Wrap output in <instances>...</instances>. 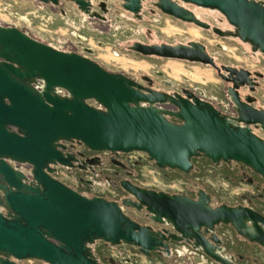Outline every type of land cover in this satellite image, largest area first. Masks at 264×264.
<instances>
[{
	"label": "water",
	"instance_id": "95a60500",
	"mask_svg": "<svg viewBox=\"0 0 264 264\" xmlns=\"http://www.w3.org/2000/svg\"><path fill=\"white\" fill-rule=\"evenodd\" d=\"M70 1L89 17L95 15L91 0ZM122 1L124 8L136 11L140 0ZM155 4L174 18L200 28L207 25L184 4L216 11L230 27L218 32L221 37L238 40L249 47L252 55L264 58L263 0H158ZM136 48L143 54L150 52L156 57L214 68L232 84L228 93L234 114H225L212 102L186 90L181 95L143 87L124 73L110 72L86 56L55 49L15 27L4 26H0V57L6 60L0 62V103L5 98L23 102L27 97L57 103L52 109L40 104L33 113L16 115L20 124L28 116L37 118L35 121L42 119L43 127L31 135L35 142L75 138L90 149L113 154L141 151L159 167L184 172L192 167L191 159L200 155L214 163L234 160L264 178V139L260 136L264 135V110L250 106L254 97L241 101L237 93L243 86L253 91L263 74L241 67L217 66L199 41L137 44ZM35 78L44 81L41 91L30 85ZM56 87L68 90L70 97L57 95ZM85 99H93L97 106H88ZM6 159L30 164L32 178L27 179ZM57 165L66 166L59 151H0V174L9 187H4V200L10 209L6 218L0 215V264H17L9 260L11 256L19 262L35 258L44 264H103L94 252L97 241L112 246L135 245L145 255L157 252L169 256V248L163 242L168 238L166 231L139 225L127 216L123 205L144 209L152 221L169 225L180 234H185L184 227L192 229L186 234L192 248L219 263H224L219 252L197 245L200 226L213 232V226L229 224L239 236L261 243L248 230L257 220L264 222L252 208L225 204L212 208L209 196L204 200L200 193L199 198L190 200L137 187L129 191L136 203L127 200L120 205L81 195L49 176Z\"/></svg>",
	"mask_w": 264,
	"mask_h": 264
},
{
	"label": "flooded vegetation",
	"instance_id": "af4514ba",
	"mask_svg": "<svg viewBox=\"0 0 264 264\" xmlns=\"http://www.w3.org/2000/svg\"><path fill=\"white\" fill-rule=\"evenodd\" d=\"M94 1L97 2L94 3ZM106 1L91 0V9L95 13L93 17L84 14L75 6L80 15L86 20L97 21L99 23L98 25H100L99 27H107L111 24V10L106 6ZM119 1L121 2V7L125 15L131 21L143 23L149 17L153 21H157L161 16H166L177 22L196 26L201 30L209 32L214 37L228 39L221 37L218 33L230 28L224 17H216V23H211L196 12L191 7L193 5L184 4V7L192 12L201 22L206 24L207 28H200L191 22H183L165 13L155 4L158 0H140L136 11L124 8V2L122 0ZM60 2L61 0H58L57 4H40L57 7L60 5ZM179 4L181 5L180 2ZM117 18L119 19L120 16ZM0 26L15 27L20 31L26 32L33 39L43 42L31 35L27 29H22L12 24L0 23ZM144 35L145 41L138 39L131 40L125 43V48L142 57L160 58L149 54L150 52L147 54L141 53L136 48L137 44L145 46L159 44L173 45L177 43L187 44L192 41L186 40L175 43L157 42L153 39V34L148 28L144 30ZM84 40V37L77 36L75 41L70 38L61 40V45L59 46H54L49 43L45 44L55 49L86 56L93 60L89 57L91 49L84 46ZM5 61L4 58L0 57V62ZM220 65L224 64L217 66ZM249 72L252 73V71ZM221 73L225 74L224 71ZM259 79H257V85H255L253 91L249 90L246 86L237 89L241 101H244V98L247 96L254 97L256 101L254 94L259 86ZM221 80L224 81L222 78ZM134 81L143 87H149L156 91H164L155 88L153 80L147 75H142L140 80ZM224 83L222 99L218 101L208 99V101L212 102L221 112L233 115L234 110L228 93L232 84L226 81ZM43 84L44 81L38 78L30 82L31 87L37 91L42 90L41 87ZM55 90L60 97H70L68 90L65 88L56 87ZM183 90L201 97L199 89L182 88L180 92H164L185 95ZM27 99L26 101L20 102L17 100L10 101L8 98H5L0 103V151H16L21 149H31L32 151H59L63 155L66 166L57 165L53 167L54 171L48 174L79 194L87 197L97 196L107 201L118 202L121 205L123 201L127 200L129 203H136V200L129 193L133 187L160 192L169 196L182 195L190 200L199 198L200 193V197L204 200L206 196H209V204L212 208L220 206L221 204L230 207H249L264 218V178L244 163L234 160H220L218 163H214L209 158L200 155L191 159L192 167L187 172H184L175 168L159 167L153 160L148 158L145 152L141 151L118 152L113 154L109 150L90 149L82 141L75 138H58L56 141L43 140L42 142H35V140H32L34 138L31 135L37 134L38 132L35 130L43 127L42 119L35 121L37 118L28 116L24 119L25 122L20 124L16 119V115L20 112L33 113L39 110L40 104L46 109H52L57 106V103L51 99L42 101L33 100L30 97H27ZM84 102L91 107L97 106L93 99H85ZM255 103H250V106L257 110H264V107L258 106ZM166 107L172 108L171 106ZM260 136L264 139V135ZM6 162L10 166H14L18 170L20 169L27 179L32 178L30 174L32 166L30 164L14 162L10 159H6ZM45 172L47 171L45 170ZM4 187L9 188L0 174V215L6 218L10 209L5 205L4 192L6 189ZM122 207L127 216L139 225H147L154 230H165L164 235L168 238L163 242L168 246L170 254L167 257L157 252H151L150 255H145L135 245L120 243L112 246L102 241H97L94 245V252L103 264H142V258L145 260V264H264V248L261 247V243L264 244V222L261 220H257L256 224L248 229L251 233L250 236L254 240H260L261 243L259 244L239 236L229 224L215 225L213 226V232L206 231L204 226H200V237H197V245L206 247L211 252H219L224 258V263H219L192 248V242L188 238L189 236H186V234L191 233L192 229L190 231V228L184 227L185 234H180L169 225L152 221L144 209L138 210L135 207L124 205ZM245 230L246 228H244ZM170 235L174 237L172 238ZM213 235L214 240L212 239ZM178 237H181V239H178ZM9 260L17 264H44L43 261L35 258H25L19 262L15 257L11 256ZM165 260L168 261L166 262Z\"/></svg>",
	"mask_w": 264,
	"mask_h": 264
},
{
	"label": "rangeland",
	"instance_id": "374dc122",
	"mask_svg": "<svg viewBox=\"0 0 264 264\" xmlns=\"http://www.w3.org/2000/svg\"><path fill=\"white\" fill-rule=\"evenodd\" d=\"M106 6L111 10V24L99 27L97 21L83 18L70 0H61L57 7L42 5L34 0H0V23L27 29L31 35L54 46L61 45V40L66 38L75 41L77 36L84 37V46L91 49L89 57L110 72L124 73L134 80L147 75L157 89L169 92H180L182 88L199 89L202 98L221 100L225 83L214 68L175 59L142 57L125 48V43L131 40L145 41L146 28L151 30L157 42L199 41L206 46L217 65L241 67L263 74L254 96L255 104L264 107V58L252 55L247 45L234 39L214 37L196 26L166 16L157 21L151 17L143 23L131 21L119 0H107ZM191 7L211 23H216V17L223 18L216 11ZM193 34H197L196 37ZM141 262L145 264L143 258Z\"/></svg>",
	"mask_w": 264,
	"mask_h": 264
},
{
	"label": "bare ground",
	"instance_id": "6f19581e",
	"mask_svg": "<svg viewBox=\"0 0 264 264\" xmlns=\"http://www.w3.org/2000/svg\"><path fill=\"white\" fill-rule=\"evenodd\" d=\"M196 35H197V34H193L192 36H193V37H196ZM197 74H198V73H196V75H197Z\"/></svg>",
	"mask_w": 264,
	"mask_h": 264
}]
</instances>
